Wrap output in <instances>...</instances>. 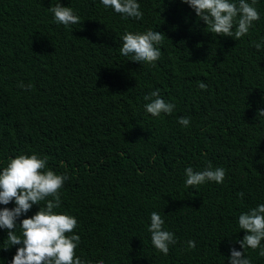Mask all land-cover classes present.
Instances as JSON below:
<instances>
[{
	"label": "trees",
	"instance_id": "obj_1",
	"mask_svg": "<svg viewBox=\"0 0 264 264\" xmlns=\"http://www.w3.org/2000/svg\"><path fill=\"white\" fill-rule=\"evenodd\" d=\"M137 2L140 20L100 0H0V171L35 153L45 170L67 174L55 212L77 220L76 256L91 264H229L230 249L242 251L239 215L264 204V45L254 46L264 41V0L239 40L210 33L181 0ZM56 3L81 23H55ZM149 29L166 36L155 67L120 54L125 32ZM156 89L171 115L145 112ZM208 163L226 170L224 182L186 187L185 169ZM152 212L177 240L167 255L151 243ZM8 247L0 229V264L20 246ZM259 251L244 249L250 264H264Z\"/></svg>",
	"mask_w": 264,
	"mask_h": 264
},
{
	"label": "clouds",
	"instance_id": "obj_2",
	"mask_svg": "<svg viewBox=\"0 0 264 264\" xmlns=\"http://www.w3.org/2000/svg\"><path fill=\"white\" fill-rule=\"evenodd\" d=\"M105 8H111L115 13L125 19L140 20L143 13L137 0H100ZM194 12L199 21H203L210 33L219 37H235L236 40L248 34L260 15L255 7L257 0H181ZM53 14L54 22L65 27L80 24V17L70 7H63L59 3L48 8ZM166 36L159 31L151 29L144 33L125 32L121 37L122 46L120 54L124 57L131 56L132 61L155 67V62L161 57L158 47L163 44ZM264 45V41L254 43L257 51ZM17 87L23 91H30L31 84L22 82ZM201 90L207 85L198 83ZM145 112L153 118L161 114L171 115L175 105L166 102L156 89L144 97ZM257 115L264 117V110H258ZM178 123L187 128L190 117H180ZM47 157L40 158L37 154L19 155L11 159L6 167L0 171V205H9L14 202V207L0 209V229L7 230V241L10 247L19 245L11 264H91L76 256V248L80 243V236L72 234L77 228V220L67 214H57L55 209L61 205L60 190L69 178L67 174L59 175L52 170H45ZM186 187L201 186L207 182L222 184L226 178L223 167H213L211 163L202 171H194L191 166L184 172ZM242 199L243 193H237ZM41 202H44L41 206ZM39 210L30 218L20 219L25 216L33 206ZM20 221L17 224V221ZM165 221L158 212H152L148 232L151 234L153 247L163 255L169 253L170 245L177 243L174 233L164 229ZM239 228L245 233L239 246L242 251L230 249L229 264H250L245 256L244 249L253 251L260 249L259 255L264 257V204H260L238 217ZM20 229V235L16 230ZM188 249H194L196 242L187 241ZM97 264H103L98 261Z\"/></svg>",
	"mask_w": 264,
	"mask_h": 264
}]
</instances>
